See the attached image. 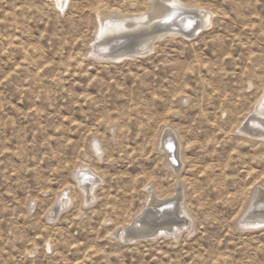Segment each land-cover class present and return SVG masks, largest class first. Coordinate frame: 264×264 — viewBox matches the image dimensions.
<instances>
[{"label":"rangeland","instance_id":"rangeland-1","mask_svg":"<svg viewBox=\"0 0 264 264\" xmlns=\"http://www.w3.org/2000/svg\"><path fill=\"white\" fill-rule=\"evenodd\" d=\"M177 2L205 15L198 33L105 60L101 13L152 0H0V264H264V224L245 219L264 199V138L241 129L264 95V0ZM149 190L180 191L166 205L182 217L150 218L180 233L119 239L160 205Z\"/></svg>","mask_w":264,"mask_h":264},{"label":"bare ground","instance_id":"bare-ground-1","mask_svg":"<svg viewBox=\"0 0 264 264\" xmlns=\"http://www.w3.org/2000/svg\"><path fill=\"white\" fill-rule=\"evenodd\" d=\"M67 0H58V4H60V6H63L64 4H65V2H66ZM57 2V1H56ZM188 7V6H187ZM198 10V9H197ZM151 11H153V15H151L150 13H151ZM198 12H200V11H198ZM113 13H115V12H113ZM121 13V12H120ZM196 13V11L195 10H193V9H191V8H187V9H182V7H180V4L177 2V0H152V3L150 4V7H149V10H148V12H146L145 14H140V15H129V16H125V15H118V16H112V12H110V13H101V17H100V19H102L101 21L102 22H104L105 21V24H104V31H103V33H102V35H101V38H103V36H105V33L107 32V34H109L108 33V31L109 32H111V33H114V34H112L111 36L109 35V36H107V39L106 40H104L105 42H107V41H109V39L111 40L112 39V42L108 45L109 47H111V48H113V49H119L120 47H121V45L122 44H125L126 42H128V38H129V36H131L132 34H134V35H136L135 36V38H136V40H138V41H140L139 42V44L138 45H136V50H137V52H142V53H145V51H147V50H150V49H152V44L154 43L153 41L158 37V33H156V32H160V31H163V29L165 28H167V27H169V26H174L175 25V22H172V23H170V24H168L169 26H165V27H163V26H161V25H163V24H165V23H163V22H166V21H168L169 19H171V20H173L174 18H176V17H178V16H180V15H182V14H184V15H187L186 16V18H187V23H186V26L185 25H183V27L186 29V30H190V28H194L193 29V33H198L200 30V27H203V25L205 24V23H207V21L208 20H205V18H204V14L202 13H200V16H202L203 18L201 19V22H199V20H196L197 18L196 17H194L193 15H196L195 14ZM117 14H118V12H117ZM115 15H116V13H115ZM197 16V15H196ZM191 17V18H190ZM208 18V17H207ZM131 23L132 25H135V29H127V30H125V31H122V32H117V30H119V29H117V27L119 26V24H122V23ZM161 23H163V24H161ZM161 24V25H160ZM102 25V24H101ZM103 26V25H102ZM101 26V27H102ZM124 26V25H123ZM129 26H131V25H129ZM158 26H161V27H158ZM163 27V28H162ZM175 28H177L176 26H174ZM119 28H121V27H119ZM102 30V29H101ZM121 30H123L122 28H121ZM102 32V31H101ZM176 32H178V31H176ZM173 33H175V32H173ZM100 34V33H99ZM98 34V35H99ZM115 34H116V36H118L119 35V38H120V36H125L124 37V39H117V37L115 36ZM106 37V36H105ZM100 39V38H99ZM142 40V41H141ZM124 41V42H123ZM103 49V48H102ZM107 49V48H106ZM149 52V51H148ZM94 53V52H93ZM94 56H96L97 57V54L96 53H94ZM260 101V100H259ZM258 101V102H259ZM250 117H252L253 119L254 118H256V120L258 119L260 122H262L263 124H264V95L262 96V99H261V102L259 103V105L257 106V109H256V111L253 113V114H250L248 117H247V120L250 118ZM246 120V121H247ZM242 129V131L243 132H249L250 130L249 129H245L244 127H242L241 128ZM251 132H253V130L251 131ZM169 133H172L170 130L169 131H167L166 132V136L167 135H169ZM169 137V136H168ZM168 139V140H167ZM165 142H166V147H168L169 146V144L170 145H173V143L171 142V140H170V138H166L165 139ZM177 145V144H176ZM174 146V145H173ZM174 152H177V151H173V147H172V150L169 152V160H171V154H173V157H174V160H177V156L179 155H175L174 154ZM178 153V152H177ZM167 154V153H166ZM179 157V156H178ZM179 160V159H178ZM172 163V162H171ZM179 163V162H178ZM173 168V167H172ZM80 174L81 173V176H79L78 177V179H79V182L80 183H82V185H83V187H84V190L85 191H89V192H93V188L94 187H88V189L86 190V184H88V183H86L85 184V181H86V179H88L89 177H88V175H90L89 173H88V170H86V169H84V168H81V169H79L78 171H77V174ZM90 178H92V177H90ZM85 180V181H84ZM94 181V180H93ZM94 183V182H93ZM92 183V184H93ZM91 183H90V186H93ZM95 186V185H94ZM261 189V188H260ZM259 189V191L258 192H260V191H264V190H260ZM149 192V196L151 197V199L153 200L154 199V201L155 202H157V201H159V200H157V198L155 197V194L151 191V190H149L148 191ZM178 194H180V191H178V192H176L175 193V197H173V198H169V199H166V200H162V201H159L160 202V205H158L156 208L153 206V205H148L147 206V208L148 209H150V210H159V209H164L165 207H163L166 203L168 204V203H171L176 197H177V195ZM263 197H264V194H261ZM174 196V195H173ZM261 196V197H262ZM261 197L259 198V199H261ZM262 197V198H263ZM263 201H264V199H262ZM64 202V201H63ZM259 202V200H258V198H257V200H255L254 202H252L251 204H252V207H253V209H254V207L256 206V204ZM259 204V203H258ZM63 205V203L61 204L60 202H58L56 205H55V207H54V210L53 211H55V212H58L59 211V209L61 208V207H63L62 206ZM59 207V208H58ZM146 208V209H147ZM183 207H182V205L181 204H179L178 205V207H177V209H176V211L181 215V217H182V215H183V209H182ZM175 209L173 210V209H171V208H169L168 209V213H165L164 215L163 214H160L161 215V217H154L156 220H157V222H159L160 220H159V218L161 219V218H166V220H169V219H171V217L169 216L170 214H174V211H175ZM167 210V209H166ZM172 212V213H171ZM185 212V211H184ZM147 211L146 210H144V212H143V214H142V216H140L139 215V217L137 216V218L134 220V222H133V224H132V226H133V228H131L132 230L131 231H137L138 233H136V235H133V236H128V237H130V238H128V237H125L126 236V233H127V230L128 229H130V228H128V226L127 227H124V228H120V229H118V231L116 232V233H121L120 234V237H119V239H122V240H124V239H138V238H145V239H148V238H150V237H153L156 233H157V231H160V229H165V230H168L169 228L168 227H156L154 224H151L150 222V214L149 213H147ZM256 215L257 216H251V217H245L246 218V220L247 219H250V222L251 223H248L247 225H249V226H255V225H262V224H264V217L263 216H261V215H258L257 213H256ZM55 216V215H54ZM177 216V215H176ZM184 220H186L185 219V217H184ZM150 221V222H149ZM188 222V221H187ZM175 223V222H174ZM173 223V224H174ZM140 224L143 226V230H141L140 229ZM131 225V224H130ZM154 225V226H153ZM164 226V225H163ZM181 226L182 225H180L179 223H178V225L177 226H173V227H171V228H175L174 229V231H172V230H170V231H172L173 233H175V234H178L176 231H181L180 229H181ZM152 228V229H148V228ZM154 227V228H153ZM184 227H186V225L184 226ZM157 228H158V230H157ZM168 228V229H167ZM170 228V229H171ZM146 230H149V231H146ZM165 230H162V232L163 231H165ZM144 231H146V232H144ZM150 231H153L152 233H150ZM134 233V232H133ZM132 233V234H133ZM166 233V232H165ZM180 233V232H179ZM135 234V233H134ZM168 234V233H167ZM170 234V233H169ZM121 235H124V236H122L121 237Z\"/></svg>","mask_w":264,"mask_h":264},{"label":"water","instance_id":"water-1","mask_svg":"<svg viewBox=\"0 0 264 264\" xmlns=\"http://www.w3.org/2000/svg\"><path fill=\"white\" fill-rule=\"evenodd\" d=\"M186 16L187 15L182 14V15L174 18L173 20L169 19L168 21L163 22L165 24L161 23L163 25H161V24L160 25L165 27V26H169L168 24H170L172 22H175L174 26H176L177 28H175L174 26H169L166 29L164 28L163 31L156 32V33L159 34L158 37L161 36V35H164V34H182V35H186L188 37H191V36L195 35L196 33H193V29L194 28H190V30H186L183 27V25L186 26V23H187ZM161 26H158V27H161ZM176 31H178V32H176ZM173 32H175V33H173ZM135 36L136 35H134V34L129 36L128 42H126L125 44H122L119 49H113V48L108 46L111 43V40H109V41H107L105 43L101 42L100 44L95 43L94 46H93L94 47L93 52L97 54L98 58L105 59V60H108V59L116 60V59H119L121 57H128V56H132L133 54H138L139 52H137V50L135 49L136 48V46H135L136 43H134V40H136ZM101 40L103 41V38H101ZM243 127L245 129H249L250 131L253 130V132H251V133L257 135L258 137L264 138V124L262 122H260L258 119L256 120V118L253 119L252 117H250L244 123ZM168 149L171 151L172 150V145L169 144ZM170 161L172 162V164H176L177 160H174L173 154H171V160ZM163 207H165V208L162 209V210L161 209H159V210H149L148 213L150 214V218L151 217H153V218L154 217H156V218L157 217H161L160 214L164 215L165 213H168L167 212L168 209L171 208V206H167L166 204ZM61 209H62V207L59 210H61ZM255 210H261V211L264 210V201L259 202V204H256L254 209L252 207L251 210L247 213V215L245 217H251V215L253 214V211L255 212ZM160 211H162V212H160ZM142 214L140 216H142ZM159 220H160L159 222L165 221L166 218H161V219L159 218ZM151 224H154V223H151ZM154 225L156 227H161L158 224H154ZM128 228H130V229H128L127 232H129L131 230V228H133L132 224L129 225ZM120 234L121 233H116V236H120ZM122 236H124V235H121V237ZM124 240L128 241V239H124ZM129 240H132V239H129Z\"/></svg>","mask_w":264,"mask_h":264},{"label":"flooded vegetation","instance_id":"flooded-vegetation-1","mask_svg":"<svg viewBox=\"0 0 264 264\" xmlns=\"http://www.w3.org/2000/svg\"><path fill=\"white\" fill-rule=\"evenodd\" d=\"M173 149H174V146L172 145ZM178 163V160L176 161V164Z\"/></svg>","mask_w":264,"mask_h":264}]
</instances>
